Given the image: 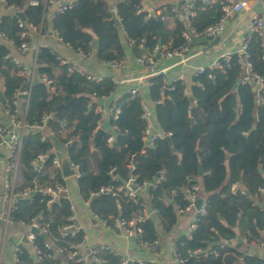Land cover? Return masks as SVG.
<instances>
[{"label":"trees","instance_id":"obj_1","mask_svg":"<svg viewBox=\"0 0 264 264\" xmlns=\"http://www.w3.org/2000/svg\"><path fill=\"white\" fill-rule=\"evenodd\" d=\"M5 1L23 13L26 23L39 25L44 21L46 12L42 4L29 6L25 0ZM151 1L160 2L154 11L160 9L161 14L167 13L173 4L169 0ZM111 9L119 25L111 19ZM145 13L137 12V5L130 0H76L72 8L54 11L50 25L63 43L73 50L94 51L100 61L122 60L123 36L135 42L143 38L142 49L136 43L132 45L137 56L150 51L157 43L173 49L181 42V22L173 20L170 29L168 20L158 15L145 18ZM221 14L219 2L200 7L192 25L201 31ZM42 28L45 29L44 24ZM0 31L15 44L20 42L21 28L14 11L4 8L0 13ZM94 38L97 39L95 48ZM245 41L246 56L232 53L227 63L219 62L220 68L205 67L202 73L194 74L190 95L182 80L167 83L162 74L148 78L149 98L160 100L153 108L155 124L161 132L169 133L170 138V142L157 139L152 145L142 139L141 95L130 98L125 93L117 99L116 119H109V130L103 122L102 132L94 139L99 114L94 110L92 98L111 95L116 88L112 80L106 76L99 82L88 81L78 73L69 72L68 66L59 62L57 53L48 46H41L36 56L37 79L29 87L5 57L9 48L0 41V108L9 106L15 90L29 88L25 123L32 125L43 115L52 114L47 122L51 133L43 140L38 130H28L24 135L19 155L22 182L15 188L28 191L26 196L16 199L15 220L25 224L38 220L47 225L46 234L35 233L36 247L43 251L47 237L56 239L53 244L57 246L78 242L83 236L81 230L73 236L70 233L61 236L60 228L68 223L67 217L71 214L69 202L58 198L46 205L48 195L38 191L39 186L62 182V175L51 160L55 140L64 143L70 138L66 151L70 162L77 166L78 194L92 211L105 218L119 214L130 216L144 202L158 212V225L152 219L142 224L144 239L152 241L158 229L162 233L174 229L177 215L171 201L184 206L186 201L182 199L181 188L198 182L206 213L197 217L190 238L182 234L174 240V254L181 259L180 264H264V259L241 246L228 243L220 246L232 240L247 243L261 242L264 238V208L261 206L264 200V103H256L249 83H239L245 61L250 63L253 72L262 73L264 47L257 33L249 34ZM169 84L173 89H168L163 99V89ZM190 97L194 99L193 104ZM262 100L264 102V93ZM62 121L68 129L65 136L60 128ZM112 126L117 129L113 130ZM110 133H114L116 144L107 143ZM39 153L44 155V161L41 171L37 172L34 161ZM160 172L162 180L141 195L138 202L120 196L115 201L108 194L91 196V192L101 187L116 189L129 177L140 184L154 179ZM240 184L248 195L234 188ZM172 189L176 194L166 204L164 200H169ZM192 250L200 252L193 255L189 253ZM207 250H216L217 255L203 256L202 252ZM101 257L102 261L94 264L119 261V256L111 253H103ZM19 258L20 264H62L58 257L35 262L25 246H21Z\"/></svg>","mask_w":264,"mask_h":264},{"label":"built area","instance_id":"obj_2","mask_svg":"<svg viewBox=\"0 0 264 264\" xmlns=\"http://www.w3.org/2000/svg\"><path fill=\"white\" fill-rule=\"evenodd\" d=\"M76 0H25L26 4L29 6H37L42 4L45 8V12L52 10L62 12L66 9L72 8L75 4ZM151 0H139L138 3H134L137 5V12L145 11V18L151 15H158L162 20H174L181 22L183 24V30L181 32L182 40L181 42L175 46L173 49H169L167 45L157 43L155 44L150 51H143L137 57V63L142 67V74L133 78L134 81L138 84H141L144 81H147L149 77L156 74H164L165 69L160 68L158 65V56L172 57L175 55L185 54L192 47V42L195 37H215L221 35L225 29L226 20L231 17L233 14H236L243 9H245L246 2L245 0H180L177 3H174L169 8L168 12L165 14H161L159 9L154 11V8L151 6ZM221 3V11L222 14L220 18L212 24L207 25L201 31L195 30L192 25V19L197 14V10L201 7L211 6L215 3ZM6 8L8 10L20 11L16 9L13 5H7L5 0H0V9ZM114 11V9H112ZM17 17L18 26L21 28L19 33L20 42L15 44L14 41L9 38L5 33L0 31V41L4 43L9 51L5 57L9 58V60L14 64L17 68V72L21 75L24 81L30 87L31 84L36 81L37 73H36V56L39 48L44 46L40 39L46 35L47 31L43 30V20L39 23V25H33L31 23H26L25 20ZM264 30V19L258 15L252 16V21L248 29V35L251 33H257L258 35H262ZM58 41L62 42L61 37L57 34L56 31L52 30L50 32ZM247 35V36H248ZM246 39V38H245ZM63 43V42H62ZM128 43L130 45L137 44V47L142 49L144 40L143 38L138 39L137 42L135 40H129ZM64 45L73 50L69 44L64 43ZM78 60H84L89 56L90 53L84 52L82 49L73 50ZM26 53H30L31 57L28 62H22L17 56L24 55ZM240 56H246V41L244 40L240 46L239 52ZM231 53H226L221 56L220 60L215 61L211 65L208 66L209 69L220 68L219 62L224 60L226 63L230 59ZM59 62L61 64H66L68 66L69 72H75L85 77L88 81L99 82L104 77H109L112 82L117 86L120 83L126 82L129 79L118 78L113 75H102L90 73L83 70L76 63L71 62L68 58L57 55ZM261 59L264 61V52L261 56ZM103 65L109 70L120 69L124 67L122 60H109L102 61ZM243 64V72L241 77L239 78V83H249L256 96V103H264L262 100L264 93V65L262 73L253 72L251 69V65L249 62L245 61ZM203 66L197 67L194 74H200L204 71ZM193 74V75H194ZM210 77L211 74H208ZM43 80H45L43 78ZM181 80L180 75H176L173 77L172 81ZM47 83L50 81L46 80ZM172 90L173 86L169 84L167 87ZM128 94L130 98H135L139 96L138 87H132L128 89ZM22 96V97H21ZM28 97H29V88L24 90H15L14 97L12 98L9 106H5L0 108L1 115L0 116V152L4 153V180L3 186L4 191L2 194L3 206L0 209V226L2 234L0 235V264L2 262L3 249L5 242L7 240L6 233L11 224H24L26 225V231L23 233V237H25L26 242H23L22 239H18L16 243L13 245L12 249V263L20 264L19 253L21 252V246L27 245L28 249L31 251L32 257H36V261H41L44 258L53 259L57 258L60 260L62 264L72 263V264H94V262L102 261L101 254L103 253H111L113 255L119 256V261L117 264H130L131 262H135L136 264H145V261L141 259L132 260L126 255L119 254L116 249L110 244H88L87 238L83 235L82 238L78 242H66L63 245L54 246L53 238L47 237L44 240V250L41 251L36 247L34 242L35 233L30 230L31 226L35 224L37 229L43 233H47V225L41 224L38 220H32L31 223L25 224L23 221L15 220L13 212L16 209V199L18 196H26L28 191H16L15 188L22 182L21 175L19 172V155L22 146V140L24 135L28 130H38L41 132V139L43 140L47 134L51 133V128L47 125L49 119L52 118V114L43 115L39 122H36L32 125H27L25 123V113L28 105ZM191 98V97H190ZM191 104L194 103V99H190ZM160 100H152V103L149 104L146 101L141 100V118L144 121V129L142 139L146 144L152 145L157 139H164L166 135L169 136V133H163L159 129L153 127L152 125V113L154 105L159 103ZM190 106L188 107V110ZM99 114V118L97 120V129H103L102 125L104 122V118L108 119H116L119 106L116 103H111L105 114L102 113L100 109L95 110ZM60 128L62 135L65 136L68 131L65 122H60ZM113 130L117 128L112 126ZM107 143L112 144L115 141L114 133H110L107 137ZM71 142L70 138H67V141L63 144L68 145ZM44 161V155L39 153L34 161V169L39 172L42 169ZM51 163L54 167H56L60 171V162L57 156V153L54 151V155L52 157ZM75 173L72 176L65 177L62 176V182H54L52 184H47L38 187V191L48 195L49 199L46 202L48 205L51 201L58 198H65L69 202V208L71 214L67 217L68 223L61 226V236L74 235V233L80 230V225L76 224V207L75 203L72 200V196L70 191L68 190L67 179L70 177L76 178L78 176L77 166L71 163ZM132 168V166H130ZM163 174L160 172L154 179L148 181H142L140 184H137L134 181L133 177H129L123 184L114 189L111 186L101 187L98 191L91 192V196H97L99 194H108L111 198H115L120 196L134 202H138L139 197L147 192L149 188H154L156 185L162 180ZM16 180L18 183L15 186ZM130 184L134 185V189L130 186ZM183 197L182 199L186 201L184 206L180 205L178 202H172L173 207L175 208L176 215L191 213L189 225L183 235L187 238L191 237V230L196 226L197 217L202 216L206 213V204L204 201V196L201 193L200 185L198 182H193L185 187L181 188ZM169 200L166 198L164 202L167 204L171 198L176 194V190L172 189L169 192ZM201 199V204L199 208H195L194 203L197 199ZM262 207L264 208V200L262 202ZM90 214L97 221V223L105 227L106 229L112 230L114 232L119 233L124 238L133 242L135 247L141 250H146L151 254L149 261L153 264L157 261L161 256L160 249V240H159V231L157 237L152 241H147L144 239L143 227L142 224L147 219H152L155 223L158 219V212L156 209L150 208L146 203H141L140 207L130 214V216H108L107 218L102 217L94 211H90ZM228 243V245H232V241L222 242L220 246ZM249 248L248 253L252 251V249H260L264 252V241L255 242L250 241L245 243ZM199 250L189 251L190 254H197ZM208 254L217 255L216 250H207L203 251L202 255L207 256ZM260 258L264 259V255H258ZM174 259L180 264L181 259L174 254Z\"/></svg>","mask_w":264,"mask_h":264},{"label":"crops","instance_id":"obj_3","mask_svg":"<svg viewBox=\"0 0 264 264\" xmlns=\"http://www.w3.org/2000/svg\"><path fill=\"white\" fill-rule=\"evenodd\" d=\"M170 2L177 3L180 0H169ZM246 6L242 11L233 14L225 22V29L221 35L215 37H195L192 42V47L188 52L182 55H175L172 57L158 56V65L160 68H164L163 74L164 79L169 83L176 75L181 76L182 82L185 84L186 93L190 95L189 87L192 82V76L197 67L203 66L208 67L226 53L239 52L242 42L245 40L244 35H248V29L252 21L253 15H258L264 19V0H245ZM160 2H151L152 8L158 7ZM3 8L0 9V13L3 12ZM160 10V9H159ZM53 11L49 10L45 13L44 26L47 31L46 35L43 36L40 41L44 46L50 47L57 55L68 58L71 62L76 63L83 70L102 75H113L118 78L129 79L126 82L120 83L116 86L115 91L108 96L100 98H92L94 103V110L100 109L103 114L106 113L111 103L117 104L119 99L125 93H128V89L137 86L139 95H141L143 101L152 103V100L148 96V85L149 80L142 82L137 85V82L133 78L142 74V67L137 63L136 57L132 45L128 43L125 37H122V46L124 55L122 58L124 67L115 70L107 69L102 61L98 60L94 51H92L87 58L79 61L76 53L67 48L64 43L58 41L50 32L51 29V16ZM173 20L169 19L167 23L168 28L173 27ZM262 45L264 47V30L261 35ZM22 62H28L30 60V53L17 56ZM2 80L0 79V84ZM0 116L1 112H0ZM152 125L157 128L155 124L154 114L152 113ZM108 118H104L105 129L108 128ZM158 129V128H157ZM57 151L55 145L54 151ZM3 153V152H2ZM4 154V153H3ZM4 157V155H3ZM0 157V209L3 206L2 194L4 191L3 180H4V159ZM68 190L71 193L72 200L76 207V224L80 225V230L83 235L87 238L88 244H110L116 251L121 255H126L132 260L141 259L143 261L149 260L151 254L146 250H141L135 247L132 241L124 238L119 233L112 230L106 229L100 226L97 221L90 214L91 209L88 207V203L83 201L79 194L76 186L75 178L72 177L67 179ZM239 185L233 186L238 188ZM242 191V190H241ZM262 206V204H261ZM191 213L178 214L176 225L174 229L169 233L167 237H164L163 233L159 230V240L161 256L154 262L160 263L162 260L168 261L172 264H179L174 259V240L185 233L190 220ZM26 225L24 224H11L6 233V242L3 249L2 262L3 264L12 263V249L13 245L18 239L23 238V233L26 231ZM2 234L0 226V235ZM232 243L236 244V240H232ZM240 243V242H238ZM24 246L28 249L27 245ZM240 246L247 252L249 248L245 243H240ZM29 250V249H28ZM30 251V250H29ZM31 252V251H30ZM250 253L257 255H264V252L260 249H252ZM166 259V260H165Z\"/></svg>","mask_w":264,"mask_h":264},{"label":"water","instance_id":"obj_4","mask_svg":"<svg viewBox=\"0 0 264 264\" xmlns=\"http://www.w3.org/2000/svg\"><path fill=\"white\" fill-rule=\"evenodd\" d=\"M130 1L133 2V3H138L139 2V0H130ZM15 15L18 16L20 19L24 20V15H23V13L21 11H16L15 12ZM111 19L113 20V22L116 25H119V19L117 18V16L115 15V12L112 9H111ZM246 37H247V34L244 35V38H246ZM92 45H93V48L96 47V45H97V39L96 38L93 39V44ZM220 59H221V57H219L218 60H220ZM35 82L36 81H34V83ZM167 92H168V88L165 87L163 89V93H162V98L163 99L167 97ZM101 132H102V129L101 128L97 129L96 132H95L94 139H96L97 136ZM164 140H166L167 142H170L169 136L166 135L164 137ZM114 144H116V143L114 142ZM55 145L57 147V151L55 150V152L57 153V156H58V159H59V162H60V173H61V175L62 176H65V177L72 176L75 173V171H74L73 167L71 166V162H70V160L68 158L67 151H66V145L63 144L62 142L58 141V140H55ZM3 155L4 154L2 152H0V157H3ZM199 170H200V168H199ZM130 186L133 189L135 188L133 184H130ZM238 188L241 189L242 192L245 195H248V191L246 190V188L242 184H240L238 186ZM19 197H21V196H18L17 198H19ZM200 204H201V199L199 198L194 203L195 208H199ZM158 224H159V221L157 219L156 220V225H158ZM30 230L32 232H34V233L39 232V230L37 229V227L35 226V224L33 226H31ZM22 241L23 242H26L25 237L22 238ZM263 241H264V238H263ZM239 246H240V243H236V247H239ZM32 259H33V261L36 262V257L35 256H33ZM145 264H153V263L151 261H149V260H146L145 261Z\"/></svg>","mask_w":264,"mask_h":264},{"label":"rangeland","instance_id":"obj_5","mask_svg":"<svg viewBox=\"0 0 264 264\" xmlns=\"http://www.w3.org/2000/svg\"><path fill=\"white\" fill-rule=\"evenodd\" d=\"M72 179H74V178L72 177ZM17 183H18V181L16 180L15 186H16ZM169 233L170 232H163L164 237H167L169 235ZM156 264H172V263L168 262L167 260L166 261L162 260L160 263H156Z\"/></svg>","mask_w":264,"mask_h":264}]
</instances>
